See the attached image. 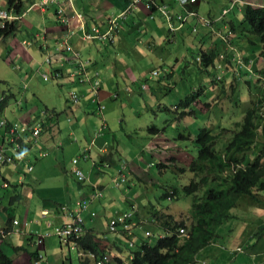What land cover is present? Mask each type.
<instances>
[{
	"label": "crops",
	"instance_id": "crops-1",
	"mask_svg": "<svg viewBox=\"0 0 264 264\" xmlns=\"http://www.w3.org/2000/svg\"><path fill=\"white\" fill-rule=\"evenodd\" d=\"M124 1L61 0L60 4L64 7L71 27L76 32L69 39V42L72 43L75 50L79 51L83 60L89 61V65L92 68H97L100 71L101 84L98 94H92L87 85L76 82L75 78L69 75L75 66L74 59L71 61L56 60V62L50 64L55 69L62 71L60 73L61 76L56 80L64 82L68 89H75L77 92L83 94L81 101L75 107H68L66 105L65 118L59 116V114L55 116L54 113L48 111V120L53 125L52 131L48 129L42 136L40 133L37 138H27L21 142L20 149L15 148L7 140V134H5L4 129L0 130V155L5 157V161L0 160V253L11 259L10 264H76V259L71 256L72 252H75L78 256V264H80L81 257L87 258L89 263L94 264L91 253H84L76 248V239L73 240L72 244L62 245L60 244L58 236L54 233L56 227L62 226L65 223H72L75 213H79L83 219V232L78 238L85 234L90 235L98 243L99 251H103L100 253L109 256V264H129L131 251L127 257H124L122 249L119 247L122 243L128 244V236L125 234L122 226L117 223L118 229L115 231H110L107 228V224L112 218L119 219L122 213L129 211L114 209L113 197L116 188H120L122 189V195H126V200L130 208L133 203L138 204L140 202L138 195L133 194L130 187L125 190V184H127V180L130 177L145 181L151 168L154 166V162L146 158V165L143 166V163L140 161V158L144 154L143 151L136 150L130 144L124 143L123 138L124 136L131 137L132 134L146 136L147 130H151L150 133L154 134V137L150 141V138H148L147 142H145V145L148 144L145 153L149 154V156H159L157 160L163 165L162 167L164 169L172 166L168 159H176L173 155L174 152L167 150V139L161 137V132L157 130L155 132V127L151 126L153 128L149 129L150 127L147 126V123L152 119L149 114H145L144 121L141 122L137 119L140 116V112L137 109L131 108L127 114L130 122L125 124L124 133L121 132L123 129L120 126L121 122L112 123L111 121L112 114L119 113L121 109L126 107L124 102L117 103V101H113L114 99L119 100L121 96L126 95L131 97V100H135L136 92L144 95L148 93V96L151 98L155 96L154 90H156V88H151V86L150 88L147 86L141 89V85L145 83L144 80L146 78L140 80L144 74H138V70L145 67L144 65H137L134 70L129 69L127 72L122 73L116 70L117 66L112 60L113 55L121 54L124 49H128L131 53L144 56L146 54L144 47L150 50L152 45H157L160 39L163 38L164 19L154 11H152L154 17L149 18L148 15L151 11L143 5H140L123 20L115 42L113 43L108 41L100 42L98 40H82L79 36L80 30L76 27L73 11L83 15V21L87 28H89L94 25H103L108 17L118 14L125 4ZM155 1L165 3L171 13L180 9L178 3H175L174 0ZM224 1L223 9L231 2L234 3L233 9L227 12L223 20L224 22H216L210 28L202 26L200 28H203V31L199 30L198 32V43L206 51L214 48L217 50L216 52H219L226 48L225 45L221 46L218 37L219 32L222 33L223 31V26L229 27L227 31L231 35L233 43L236 44L238 32L240 31L235 27V23L239 21L236 15L241 14L246 4L264 6V0ZM38 2L39 0H22V11L26 10L23 19L19 22L20 28L14 34L2 39L0 47V53L5 56V59L3 58L4 61L15 71V73H11L19 75L20 80L24 81V84L29 87V90L27 91L25 89L19 98L12 92H9V94L2 93L0 96L1 101L2 96L11 95L7 96V100L9 97H13L18 106L16 112L13 110L10 112V117L6 116L7 113L5 111L0 110V118H6L5 120L10 125L13 123L19 124L27 122L29 119L45 113V108H48L47 105L43 107L36 106V102L34 100L31 101L27 96L35 95L44 89L41 85L39 86V82L35 78H41L39 71L41 72L43 69L49 71L51 67L42 65L39 71L36 69L37 71L34 73L31 67L42 61L43 55L46 53L50 51L56 53L57 46L59 45L58 41L62 38L65 26L56 22L55 5H50L45 8H40L37 5L34 7L33 5ZM201 2L200 0L193 5L195 11L198 12L201 8ZM5 5V2H0V6ZM106 13L112 14L109 16L110 14L106 15ZM187 24L190 28L193 27V29H196V25H198L191 18ZM232 25L234 26L233 28ZM137 32L145 36H141L135 45L133 42ZM152 32L158 35L157 39L151 36ZM175 32L169 36L173 37ZM208 37L209 41H206ZM166 39L169 40L168 38ZM207 42L208 44L206 46ZM125 54L128 53L125 52ZM227 54L230 55L231 52L228 50ZM229 58L230 56L227 59L229 66L225 72L223 70V80L220 83H211V86L209 85L211 88L210 93L205 94V90L201 89V87H193L191 92L199 91V94L212 98L214 94L221 92H218V88L223 83L224 88H226L227 84L230 85L232 77L235 78L233 72L236 63L232 62ZM258 60L256 58L254 62ZM27 68L30 69L29 74H26ZM240 72L247 73L248 71L246 68L240 67ZM255 75L257 74L255 73ZM161 76L166 79H157L154 83L156 87L165 86L168 79L172 77V72H169L167 75L162 74ZM7 79L3 81L7 82L11 80L10 78ZM33 81H35L34 84H32ZM8 86H11V84H8ZM126 87H130V89L127 90ZM199 100L202 101V99ZM98 103L104 107L102 114L106 118L105 123L107 127L105 129H101L102 118L95 113L98 109ZM194 104L200 106V103L195 102ZM57 107H60V105L57 104ZM139 107L143 110L148 109L145 101L143 102V106L139 104ZM177 107L179 106L174 104L168 109L177 110ZM149 108L151 109V106ZM48 109H54V112L57 113L55 108ZM165 109L167 108L165 107ZM191 110L186 106L182 107L180 112L186 113ZM2 111L3 113H1ZM201 111L206 113V108ZM68 117L72 118L70 120L72 123H69ZM60 123L63 124L64 129L73 130V127L79 129L86 124L101 129L98 132V136H95L93 133L94 136L89 139L84 134L83 140L76 145H71L77 149L78 153L90 147L88 151L89 157L85 160L82 158L79 159L76 164L86 176V180L82 182H79L71 172L66 173L67 175L59 172L53 174L44 169V165L48 162V159L43 158L48 155V150L52 152L60 151L63 149L64 143L67 145L70 144L68 138L64 136L59 137ZM110 126L118 132V141L114 135L110 138L106 133ZM126 130L127 133H125ZM261 142L262 140L259 136L257 145L248 152L250 160L255 158V155L260 151ZM149 146L151 148L148 150ZM161 147H164L166 151ZM19 152L23 153L24 157L18 160L15 154L17 155ZM124 155H127V157ZM113 156L116 158L115 160H113ZM8 158L11 159L8 160ZM29 164L32 166L31 170L29 169ZM121 165H124V168L126 167L125 171L124 169L122 170V175L125 177L124 180H121L117 176L118 169ZM67 176L70 180L67 179ZM96 190L101 192V196L91 198V194ZM261 195L264 199V192H261ZM84 200L87 201V204L84 209L78 212V203ZM108 205L111 207L110 213L105 215L101 221L99 219L96 220L94 217L96 216L98 208L103 209L105 212ZM232 212L234 216L230 221L218 229V232H222L224 228L231 226L230 230L235 231L233 233L234 238L228 242L230 248L227 249L219 246L217 237L215 241L199 250L192 264H213L214 262L217 263L218 260H222L223 264H230L229 262L234 258L237 260L231 264H264V228H259L261 225H264V220H261V217L264 216V205L258 206L242 203L237 209L232 210ZM130 214L132 216V233L134 238L137 239L133 246L136 249L137 244L140 243L142 238H137L134 235L133 228L139 224V227H141L142 223L146 221L151 222V219L142 213L139 207L133 213L130 212ZM107 217L108 220H106ZM13 220H17V224ZM100 226L104 230L112 232L111 239L105 235L100 236L96 232ZM146 230L150 231L149 229ZM164 233V231H161L158 236H163ZM240 255H245V257L240 258Z\"/></svg>",
	"mask_w": 264,
	"mask_h": 264
},
{
	"label": "rangeland",
	"instance_id": "rangeland-1",
	"mask_svg": "<svg viewBox=\"0 0 264 264\" xmlns=\"http://www.w3.org/2000/svg\"><path fill=\"white\" fill-rule=\"evenodd\" d=\"M201 1V8L197 13L200 16L210 18L212 20L216 19L221 14L223 9L222 7L225 3L224 0ZM242 12L243 10L241 11L240 15H236L239 18V23L237 21L235 26L240 30L238 32V38L235 44L237 46L236 49L241 53L243 58H247L248 60L252 58L256 59L259 57L262 44L260 43V39L257 35L251 34L246 30L243 31L241 29L240 22ZM108 14L111 16L112 13H106V15ZM158 16L161 17L160 14ZM188 20H190V18ZM188 20L183 22L182 25L176 28L174 31H169L167 24L164 21L165 24H163V38L160 39V42L157 43V45H152L150 50H147L144 47V51L146 53L144 56L131 53L128 51V49H124L121 53L122 55H113L112 58L114 64L117 66L116 70L122 73L127 72L129 69L134 70L137 65H144L145 67H143L141 70H138V74H144L140 80H144L146 78L144 80L146 87L149 86L150 88L151 86V88H156V90H154L155 96L151 98L148 96V93H145L144 95L136 92L135 100H131V97L126 95L121 96L119 100L114 99L113 101H117V103L124 102L126 107L121 109L119 113H114L111 115L112 123L121 122L120 126L123 128L121 132L124 133L125 124L130 122V120L127 118V114L131 108L137 109L140 112V116L137 117V119L141 122L144 121V115L149 114L152 119L147 123V126H153L155 127V132L156 130L161 132V137L167 139V150L169 152L173 151V155L176 157V159L169 160L172 166L164 169L162 166H158L160 163L159 160H157L159 156H149V154L145 153L147 150L146 146L148 145H145V142H147L148 138H150V141L154 137V134L150 133L151 130H147L146 136L142 134H132L131 137L124 136V143L130 144L133 148H136V150L139 149L145 154V157L143 154V156L140 158L143 166L146 165V158L153 160L154 162V166L151 168L145 181L138 180L135 177H130L127 180V184H125V190L130 187L133 194L138 195V200L140 201L138 204L133 203V207L131 205L130 208L126 200V195H122V189L116 188L115 190V195L113 197L114 209L120 211L129 210L127 211L128 217L130 216V212L133 213L139 207L141 212L150 219L153 216L152 213L154 212V209H158L172 215L176 220L184 218L188 221V215L193 203V196L183 194L181 188L183 185L189 183L192 176V173L187 169V165L197 155L198 147L195 142V136L198 132V128L207 125L208 120V125L212 129V132L219 135L215 143V148L219 151L224 148L227 140L230 138L231 130H235L237 128L236 123L242 120L244 112L251 106V102L257 101V99L264 96V79L259 78L255 80V73L261 77H264V63H260L259 60L253 64L252 69L255 71V73L249 67L244 66L248 72L235 73V78L232 77L230 85L227 84L226 88H224V83L219 86L218 92L221 91L219 94H214L212 98L206 95L203 96L202 94L198 95L197 98L202 99V101H205L207 98H209L210 102L205 106H203V104L196 106L194 103H191L188 108L196 111L195 115L187 113L184 116H180L179 114L181 113L180 110L182 107L179 106V102L192 93L191 89L193 87H201V89L205 90V94H207L210 93L211 90L209 85L211 86V83H214L213 80L216 81L215 68L209 65L207 66L206 70H203V67L200 66V61L197 59L200 56V51L205 50L204 47H200V44L198 43L199 40L197 38L199 30L203 31V28H200L202 25H196L197 30L193 29V27L190 28L187 24ZM56 22H59L57 18ZM177 24L178 22H175V25ZM183 25L185 26L181 28ZM174 32L175 35L173 37L169 36ZM141 36L144 37L145 35H141L140 32H137L133 42L135 45L138 43V39L141 38ZM151 36L156 39L158 37V35L154 32L151 33ZM156 39L154 40L156 41ZM206 41H209V37L206 39ZM1 44L2 39H0V47ZM207 44L208 42L206 43V46ZM125 52L128 54H125ZM4 57L5 56L0 53V96L2 93L9 94V92H12L16 95V97L19 98L24 93L25 89L27 91L29 90V87L26 86V88H24V81L20 80V76L11 73H15V71L14 69H11L7 62L4 61ZM224 63L226 66H229L226 61H224ZM31 68L32 72L34 73L38 66L36 64ZM154 68L159 70V75L149 78V70ZM144 70L145 72L143 73ZM44 72L48 73V71L44 69L40 73L42 74ZM169 72H172V77L168 79L165 86L156 87V84H154L156 80L159 78L166 79L161 75H167ZM7 78H10L11 80L4 82L3 80H8ZM35 80L38 81L39 86L41 85L44 89H42L40 92H37L35 95H28L27 98L31 101L34 100L36 102V106L43 107L44 105H47L50 109L55 108L59 116L65 118L67 110L66 105H68V107H75V104L69 103L67 99L68 93L74 89H68L66 84L61 80L51 78L45 80L40 77H36ZM34 83L35 81L32 82V84ZM8 84H11V86H8ZM144 101L145 105L148 107L147 110H143L141 107H139V104L143 106ZM57 104H59L60 107H57ZM174 104L179 106L177 107V110H169L168 108L172 107ZM259 105V112L264 116V101H262ZM150 106L151 109L149 108ZM17 107L18 106L14 98L9 97L7 100V105L3 111L7 113V117H10V112L12 110L16 112ZM165 107L168 110L165 109ZM205 108L206 113L201 111ZM41 118H44L43 129L41 131L42 136V134L46 133L48 129L49 131H52L53 125L49 122L48 115ZM30 120L31 119H29V121ZM222 127H226L228 130H222ZM81 128L77 129L73 127V130L67 128L64 129L63 124H59V137L64 136L68 138L70 144L67 145L64 143L63 149L60 151L52 152L51 150H48V155L43 158L48 159V162H46L44 165L45 171L53 174L59 172L64 175L71 171V168L73 167L71 161L73 158L79 155L77 149L71 145H76L81 140H83L84 134L88 136L89 139L92 138L99 130V127H92L88 124ZM106 133L110 138L112 135H114L116 140H119L118 132L113 130L111 126L106 131ZM125 133H127V130ZM258 136H260V132ZM150 148L151 146L148 147V150ZM161 148L166 151L164 147ZM15 156L17 158L16 154ZM124 156L127 157V155ZM115 159L116 158L113 156V160ZM181 167L186 169L181 171L179 169ZM67 179L70 180L68 176ZM72 181L74 182V180ZM173 187L177 188L179 191L178 198L169 199L162 197V194L166 189ZM110 208V205H108L105 209V212L103 209L98 208L94 218L101 221L105 215L110 213ZM106 220H108V217ZM261 220H264V216L261 217ZM139 225H136L133 228L134 235L137 238H143L144 231L149 229L152 234V243L155 242L160 232L163 231V229L157 225L156 221H146L142 223L141 227H139ZM230 228L231 226L224 228L222 232H219L220 236L217 238L219 246H223L227 249L230 248L228 242H230V239L234 238L233 233L235 232L231 231ZM259 228H264V225H261ZM96 232H98L100 236L105 235L108 236L109 239L112 238V232L104 230L102 226L98 227ZM119 247L122 249L124 257H127L130 251L134 249V247H129L127 243H122V245ZM71 256L76 259V264H78L77 254L72 252ZM241 257H245V255H240V258ZM235 260L237 259L234 258L229 263L231 264ZM213 264H223V261L218 260L217 263L214 262Z\"/></svg>",
	"mask_w": 264,
	"mask_h": 264
},
{
	"label": "trees",
	"instance_id": "trees-1",
	"mask_svg": "<svg viewBox=\"0 0 264 264\" xmlns=\"http://www.w3.org/2000/svg\"><path fill=\"white\" fill-rule=\"evenodd\" d=\"M11 1L12 0H9L7 3ZM124 2L125 4L122 6V9L125 7L127 1L125 0ZM22 10V0H17L12 11L21 14L25 12L26 9L24 11ZM150 10L153 11L154 8L152 7ZM225 16L214 23L222 22ZM20 21L21 20H0V39H4L6 36L17 32L20 28ZM59 24L62 25V23ZM233 27L232 25V28ZM240 27L243 31L246 30L258 36L262 44V49L258 57L260 61H258L264 63V6L246 4L241 15ZM227 30H229V27L223 26L222 34L225 40L220 39L218 36L219 43L221 46H226L224 49H227L226 51L222 49L223 51L216 52L217 50L214 48L207 51H200V56L198 58L203 70H206L207 66L211 65L213 61L215 62H213L211 66L214 67L217 64L220 53H224V58L222 60L224 72L228 67L224 61L228 62L227 59L229 56V59L235 62L231 59V54H227V51H230V49L238 51L236 49L237 46L231 40L232 37ZM61 41L62 39L58 41L59 45L57 46L58 49H56V53L50 51L43 55V60L37 63L38 71L42 65L50 66V64L58 58L61 54L60 52L64 50V45H60ZM45 58L48 59V62H45ZM241 58L245 63L244 66L249 67L253 71L254 59L248 60L242 56ZM244 66H238L236 63L233 73L240 72V67L244 68ZM50 67L48 73L44 72L48 75L47 79H58L60 76L56 78V75L57 73H62V71L52 66ZM88 68L93 69L89 64ZM224 72L220 73V80H213V82L219 83L222 80ZM29 73L30 69L27 68L26 74ZM39 74L41 78H43L40 71ZM259 78L264 79V77L256 75L255 80ZM24 88H26L25 84ZM198 95H200L199 91L190 93L179 102V106L186 107L195 102L205 106L210 102L209 98L205 101L199 100L197 98ZM7 96L11 95L2 96L0 110L6 107ZM262 101H264V96L257 99V101L251 102V106L244 112L242 120L236 123L237 128L231 130L230 138L227 140L224 148L219 151L215 148V143L219 135L213 133L212 129L208 127V120L207 125L198 128V132L195 136V142L198 147L197 155L187 165V169L192 173V176L189 183L183 185L181 188L183 194L193 196V203L188 215V221L184 218L176 220L172 215L166 214L162 210L154 209L151 221H157V225H159L165 233L163 236H158L154 243L144 241L137 244L136 249L131 250L132 259L129 261V264H192L199 250L215 241V238L220 236L218 229L225 223H228L234 216L232 210L237 209L242 203L258 206L264 205V199L261 195V192H264V116L259 112V104ZM45 111L54 113L55 116L58 115V112H54V109L49 110L45 108ZM1 113H3V111ZM187 113L195 115L196 111L192 109L186 113L181 112L180 115ZM71 119V117H68L69 121ZM70 123H72V121H70ZM7 127H9V125ZM152 128L153 127H150L149 129ZM5 130L6 127L4 128V131ZM222 130L227 131L228 129L222 127ZM259 132L262 140L261 148L255 155V158L250 160L248 152L257 145ZM96 136H98V134H96ZM81 158L85 160L84 150L71 161L73 167L70 172L74 177L75 174L72 170L75 167L79 168L76 164ZM171 159L172 158L168 160ZM158 166L163 165L159 163ZM179 169L184 171L186 168L181 167ZM178 194V189L173 187L166 189L162 197L176 199L178 198ZM180 227H184L187 230V236L182 237L178 234V229ZM145 239H149V237H145ZM75 244L76 248L84 253H91L95 256H99L102 254L100 252H103L99 251L98 243L88 234L76 239ZM10 263L11 259L0 253V264ZM80 264L91 263H89L87 258L81 257Z\"/></svg>",
	"mask_w": 264,
	"mask_h": 264
},
{
	"label": "built area",
	"instance_id": "built-area-1",
	"mask_svg": "<svg viewBox=\"0 0 264 264\" xmlns=\"http://www.w3.org/2000/svg\"><path fill=\"white\" fill-rule=\"evenodd\" d=\"M5 2V6H0V20H22L24 17L25 12L23 13H14L12 11V8L14 7L17 0H12L11 2L7 3L9 0H0V2ZM70 1V0H69ZM127 3L123 9L119 11L118 14L112 17H108L103 25H94L89 28H87L86 24L83 21V15L81 13H78L76 11H73V17L76 22V27L79 28L80 34L82 40L86 41H94L98 40L100 42L108 41L110 43L115 42L116 36L118 34L119 29L121 28V24L123 20L127 18V16L132 13L134 10H136L140 5H143L145 8L150 10L152 7L154 8V12L161 15V17L164 19V21L167 24V27L169 31H174L176 28L182 25L183 22H186L189 18L193 19L196 24H201L204 27L210 28L213 27V23L217 21L218 19H221L224 17L228 11L232 10L234 3H230L226 8L222 9L221 14L214 20L210 18H206L203 16H200L197 11L193 8V5L198 3L200 0H174L175 3H178V6L180 9L178 11H175L171 13V11L167 8V5L165 3H158L155 0H126ZM61 0H39L38 3H35L33 6H38L40 8H45L50 5L56 6V18L59 21V23H62V25L65 26V30L62 35V41L60 45H64V50H62L60 55L57 59L58 61H71L74 59L75 61V68L72 72L69 73L70 76H73L75 78V81L78 83H83L84 85H87L89 87V90L92 94L97 95L98 91L100 89L101 79H100V71L93 68H88L89 61H85L81 58L80 53L75 50L72 46V44L69 42V39L76 34L75 30L71 27L70 20L67 17V14L64 11V7L60 4ZM151 11V10H150ZM149 18H153L154 14L152 11L148 15ZM175 22H178L177 25H175ZM218 36L220 39L225 40V37L222 33L219 32ZM231 59L235 61L238 66H244L245 63L243 62L240 53L236 51L235 49L231 50ZM69 57V58H68ZM224 58V53H220L217 64L214 66L216 75L215 80L221 79V72H223V63L222 60ZM199 60V58H197ZM200 61V60H199ZM45 62H48V59L45 58ZM159 75L158 69H152L149 72L148 77L153 78L154 76ZM42 76L44 79H47L48 75L46 73H42ZM60 73H57L56 78H58ZM256 76V75H255ZM146 88V83H143L141 85V89ZM126 89H130V87H126ZM83 98V94L77 92L75 89L70 91L67 95L68 102L71 104L77 105L81 99ZM103 105H100L98 103V109L95 111L97 115H99L102 118V125L101 129L106 128L105 118L102 114L103 112ZM47 115V112L39 115L38 117L32 118L28 122H22V123H13L9 124L5 119L0 118V130L4 129L5 134H7V140L15 146V148L20 149L21 142L26 140L27 138H37L39 134L41 133L43 129V123H44V117ZM9 125V127H7ZM98 132H100V130ZM98 132L96 134H98ZM88 150L84 149V158L87 159L89 157ZM24 157V154L19 152L17 154V159H21ZM11 158H8L10 160ZM0 160L5 161V157L0 155ZM30 165V164H29ZM29 169H32V166L30 165ZM124 168V165H121L118 169V175L121 180H124L125 177L122 175V170ZM73 173L75 174V178L82 182L86 180V176L84 173L77 167L73 168ZM115 180V177H113ZM112 179V180H113ZM118 182L117 180H115ZM115 182V183H116ZM101 192L96 190L91 194V198L94 197H100ZM87 204V201L84 200L82 202H79V207L77 208V211L84 209ZM65 208V207H63ZM66 209V208H65ZM67 210V209H66ZM131 215V214H130ZM73 222L72 223H65L62 226H58L54 229V233L58 236V239L60 241V244L66 245V244H72L73 240L77 239L79 235L83 232V219L80 216L79 213H75L73 215ZM132 216L127 215V212L122 213L121 217L119 219L112 218L109 223L107 224V228L110 231L117 230V223L122 226V229L124 230L125 234L128 236V245L129 247H133L135 244V239L132 233V223L131 221ZM15 224H17V220H13ZM118 227H120L118 225ZM178 234L180 236H187V230L184 227H180L178 229ZM145 237H149V239H145ZM152 234L147 230L144 232V236L141 239L140 242L144 241H151ZM93 263L94 264H109V256L107 254H101L99 256H95L92 254ZM129 259H132V253L129 255ZM128 259V260H129Z\"/></svg>",
	"mask_w": 264,
	"mask_h": 264
},
{
	"label": "clouds",
	"instance_id": "clouds-1",
	"mask_svg": "<svg viewBox=\"0 0 264 264\" xmlns=\"http://www.w3.org/2000/svg\"><path fill=\"white\" fill-rule=\"evenodd\" d=\"M46 112V111H45ZM95 136H96V134H95ZM91 145V144H90ZM90 149V148H89Z\"/></svg>",
	"mask_w": 264,
	"mask_h": 264
}]
</instances>
